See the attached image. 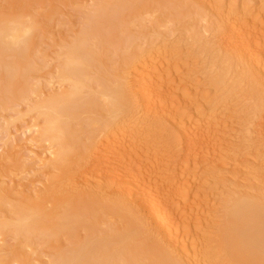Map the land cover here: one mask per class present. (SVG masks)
<instances>
[{"label": "rangeland", "instance_id": "obj_1", "mask_svg": "<svg viewBox=\"0 0 264 264\" xmlns=\"http://www.w3.org/2000/svg\"><path fill=\"white\" fill-rule=\"evenodd\" d=\"M1 1L4 0H0V2ZM98 1L99 0H33V2H31L30 0H8L7 4L3 3L4 6H16L21 2H25L28 4L26 5L27 8L29 7L31 11H33V13H31L30 9H28L31 15L35 14L39 16L38 19L43 17L44 19H40L47 21L46 24L42 23L46 26L41 24L42 26L37 30L36 42L35 45H33L31 50L32 53L27 60L32 68L34 67L26 80L25 87L27 88L22 87L19 89V91L17 90L16 95L18 98L8 99L7 102L5 100L2 103L7 104L2 107L3 109L0 107V264H24L25 261L27 262H25V264H51L53 261L56 262L59 260L56 257L61 251L66 249H70L72 251L73 249L75 251L78 250V247L80 246H78L77 243L79 244L81 241L77 242L75 239L80 238L81 240V238H88V236L90 238L88 233L89 230L87 232V228L84 227V223H81L84 226L78 225L80 227L76 228L75 234L78 232V235L75 236L78 237H75L74 240L69 237L70 231H64L60 233V237H53V239H51L52 237L48 235L50 233H47V227L41 232L37 233L33 232L32 229L30 232L21 233L17 230L15 225L4 226L1 223L4 220H12L13 217L15 219V212L19 211L21 207H27L32 204L34 205L40 203L43 206L44 203L46 207H43V209H49L45 203V200L48 198L49 201L50 199V205L47 201L49 206H52L56 200H60L57 198L60 194L59 188L60 190L63 189L64 191L62 192L61 190V194L66 193L67 190H70L68 192L73 194H78L81 192L87 194L89 193V195L92 194V196L95 198L103 200V203L109 200H114L120 203L119 206L122 208L129 207L132 204V201L129 202V200H123L127 198L125 197L127 196L125 193L130 189L129 186H126L128 187L127 189H125L123 186V184L127 182H122L126 178H123V175H121L122 177L118 180V182L121 180L120 183H123L121 186H118L120 184H116L118 182L115 183L116 186L115 184H112L113 186H109L106 184L104 177L95 176V181L93 182L94 184H91L92 187H90V185L86 190L84 189L85 183H87L89 179H92L90 175L85 174L86 177L83 176L82 178H75V180L70 183L72 180L69 181V177H67L66 174L64 177L66 176L68 178L67 181L65 180L66 178L61 176L64 173L60 171L56 172L57 170L53 171L50 161L54 159V156L51 155L54 154V151L57 150L58 147L54 143L49 144V141L46 142L47 140L45 138H40L38 136L39 134L37 132L39 131V133H41L39 129L42 128L41 126L44 124V119L38 110H36L34 107V110L32 108V105L35 102L47 99V95L54 94L55 90L60 92L66 89L62 87L59 90L60 86H58L59 83H57V79L54 80L53 78L49 77V75L53 73L52 71H55L59 66V61H61L58 58L60 54L57 53H61V51L63 53L64 48L66 49V46L69 47L68 44H72L76 41L77 36L84 28V23L89 10L91 7L95 9L99 4ZM122 1L123 9L119 3L118 7H121V11L119 10V12L123 13L124 15H120V13L117 12L119 13V18L117 19L118 22L112 23L111 21L109 22L108 20H105L106 18L103 19L99 23L100 25L98 24L96 27L97 30L94 27V35L91 33V36L89 37L91 40H89L90 44L89 46L87 45V48L89 47L90 50L93 51L98 49V54L102 49L100 55L103 53V55H101L103 57L100 60L103 61L105 69L103 66V71L101 70L102 68H100V66L102 65L101 61H99L100 66L98 64L97 65L99 66L100 70L105 74H107V71L108 73H110V71H114L117 76L127 80L125 83L129 87L128 91L132 96L135 97L137 96V91L135 90V80L132 75V67L135 68L138 65L137 63L133 64H136L135 67L132 65L133 61H136L134 60L135 57L143 58L145 55L149 56V59L146 56V58H144L147 64L150 63L149 65L159 60L160 64H158L159 66L157 67L161 71L167 57H173L176 59L175 64H177V73L175 72V75L174 73H171V77H166L158 84L157 89L163 91V94L158 97L156 103L158 106V111H156L157 113H153L154 116H152L149 121H146L144 128L145 131H147H144V137L142 136L144 142L142 143L141 147H139V151H135V153L139 152L140 154H132V161H139L142 165H144V171L146 175L145 182L149 185H152L154 190H161L157 193L159 194L162 192L161 197L165 203L173 200L176 202L175 205H177V207L178 205L184 207L185 209L183 210L187 209V212L190 208H194L196 213L192 217V221H186V223H182L181 228L177 230L175 229L172 234L174 237L173 242L176 241L174 244L175 247L178 249L180 248L175 252L179 255V257L180 255L184 256L183 251H185V253L187 252L188 254V258L186 256L183 258L184 264H236V262L234 263L233 260L231 263V259L227 255L229 251L228 245L223 244L226 241V236L224 234V228H226L225 226L227 225L226 218H229L230 212L234 208L240 207V205L245 202L243 199H252L255 202H264V200H261L264 199V135L261 134L263 130L258 126V122L261 121H259V119L264 118L263 99L262 101H259L264 96V93H262V91H264V0H142L144 5L141 4L140 0L139 5L138 0H134L137 2V6L135 5L136 2H133L132 0V3L130 1L127 3L128 0ZM140 5H143V7L141 6V10L139 9ZM1 6L3 8V5ZM115 6L116 5H114V7ZM114 7L112 6V9L110 6L109 10L112 9L113 11L109 12L112 13L118 9L117 7H115V9ZM6 8L10 10V7ZM7 9H3L5 10L4 12H8ZM255 11L257 14H259L261 11L258 17H261L260 22L262 25L259 26L258 29L251 28L252 21H250V16L253 14V12L255 13ZM127 12L129 16L126 14V17L125 13ZM186 14H188V16ZM228 15L233 16L232 23H234V25L232 24L231 26H234V31H236L237 34L239 33L237 32V29L239 31V29L243 28L242 26L245 24L240 23L241 21L247 22V24L251 23L248 25L249 28L247 27L250 32L249 34H253L254 32L259 36L253 40V50L251 53L253 61L242 57L240 60L239 53L234 54L233 51L232 54L230 52L232 49L229 50L230 48L225 45L223 47V41L221 43V40H223V37L225 38V36L228 34L227 29L229 27L227 28L228 25L226 20ZM37 16H35V18H37ZM117 16L115 18H117ZM122 16H124L125 19ZM110 23H112L114 26L110 25ZM235 23L237 25L240 23V26H238V28L236 27V30ZM107 24H109V26ZM122 24L125 25L122 26ZM111 27H113V29ZM244 27L246 26L244 25ZM110 30L114 32H109ZM211 30L212 32L210 33ZM109 33H111V35ZM212 33L213 36H211ZM106 36H110L114 41L111 40V42H108L110 38L108 39ZM228 36L229 35H227V37ZM95 37L97 38V41ZM92 39L94 41H92ZM202 40L206 42L203 41V43ZM113 42L115 45L112 44ZM63 44H66V46ZM62 45L65 47L61 48ZM93 45L94 49L92 48ZM205 45H208V52L206 51L207 53L204 52ZM58 50L60 51L58 52ZM237 54H239V58ZM234 55H236L237 58ZM59 57L61 58V55ZM4 58V62L15 60V58L12 59L10 56H6ZM130 58H133L132 63ZM234 59L235 65L236 59L239 60L237 61V64L240 63V65L235 66L233 64ZM232 66L234 68L238 67V72L237 70H232V72L236 71V74H234L235 77L233 76L234 79H232L233 82H231L229 87L226 88L227 91L223 90L225 93L221 96V98L216 100L214 90L217 91V88L213 90L211 87H213V85L215 87V85L217 86L218 84L222 83L225 78L227 80L228 76H226V71H229L228 68L230 67L231 69H234ZM32 73L34 76H36H32ZM170 78L171 80H169ZM112 80H114V78ZM55 82L57 83L56 86L54 85ZM246 82L247 84L249 82V84H245ZM48 83H52L54 88ZM93 83L95 85V82H92V84ZM241 83H244L246 87ZM37 84L39 87L36 86ZM204 84L207 85L208 90L203 91L204 86H206ZM94 85L91 86L92 89H95L96 91L93 93L94 95H90V97L97 96V90L99 91L100 89V86H98L99 89L93 88ZM96 85H98L97 82ZM36 87L38 91L36 90ZM51 88L53 89L51 90ZM231 88H233V91ZM32 89H34V92L37 94V96L39 95L37 100L35 96L36 94L31 92L33 91ZM204 89H206V87ZM241 89L243 90L241 91ZM30 93L35 95L32 96ZM86 93L89 94V90ZM85 95L84 97L87 98ZM206 95L208 97V101L206 100V102H204L201 100V98ZM242 95H244V97H242ZM251 100L252 102H250ZM97 102L100 101L97 99ZM258 105L260 107H258ZM212 106H214V109ZM1 109L3 111H1ZM207 111H210V114L207 115ZM197 112H199L201 115L204 114V117L199 116V118L204 120L203 125H208H206V131L209 132V139L206 141L207 145L201 144V146H199L198 144L197 147L195 146L196 149H191L192 157L189 159L187 158V155L189 154L190 149H188L185 144L179 143V132L174 127L172 117L177 115L179 122L181 123L180 125L193 127V130L196 129L195 131L199 132V130L201 131L202 126H199V128L195 123L196 119H194V117L197 115ZM84 114L70 120L71 125L74 126L73 129L76 131L78 130L77 135L78 137L82 138V142L84 140L87 141V138L93 137L91 136L92 134L95 135L94 137L97 135V138L98 136L100 137V135H102V132H100L102 129L98 130L95 128L96 130L91 131V128L94 126L91 124V120H88L89 116L91 115L87 116L88 113H86L87 115L85 114L86 116H84ZM252 114L255 115V117ZM209 121H215L218 125L211 124L212 122L210 123ZM247 121L252 122L253 126H249ZM252 123H250V125ZM37 124H40V126H37ZM89 125L93 126L90 127ZM153 126H155V128ZM218 131L220 132L217 133L219 135L216 134ZM245 131H247V133ZM95 132H99V135L94 134ZM104 135L105 134H103V137L101 136L100 138H104ZM180 137L179 140L184 142L183 140H185V138L182 139L183 136ZM118 138L120 139V137ZM238 138L240 140H238ZM174 139H177V142H175ZM166 141L168 144L165 143ZM247 142L250 143L248 144ZM130 143L132 142L129 141L126 144L131 145V147L133 146L132 148L136 147V145ZM238 143L243 144L242 151H244L243 154L244 157H246L243 160H246V163L245 161H241V157L235 153V145ZM222 149H225L224 152ZM172 152L176 157H180H177L179 159L176 160L177 162L174 163L175 165L172 164L173 166L169 167L171 165H165L163 164V161L164 163H167L169 157H171L170 155H172ZM230 152L235 154L233 155ZM166 159L168 160L166 161ZM188 162L190 163L188 164ZM261 166L263 168H261ZM259 170H262L261 173ZM84 171V169H81L76 173H79L78 175H80V173H84ZM59 172L61 173L60 176ZM52 175H54V180L63 178L62 180L65 181L63 182L64 186L60 183L59 185H61L62 188L58 187L56 190L54 189L53 192L50 191V193L48 192L49 194H47V186L50 184ZM75 175L76 174H74V177H76ZM55 176L59 178L57 179ZM260 176L261 178H259ZM161 178H164L165 183L161 182ZM61 179L59 180L62 181ZM254 181L257 184H255ZM57 182L59 183V181ZM25 183H27V185H25ZM58 183L56 185H58ZM126 185H128V183H126ZM122 186L124 188H122ZM90 188H93L92 191ZM169 189L173 190L172 194H169ZM76 190L79 191L77 192ZM55 193L58 195L56 196ZM62 196L63 195H60V198ZM51 198H53L52 200L54 201H51ZM41 212L42 213H40V215L45 213L43 211ZM40 215H35L36 217L34 218H40ZM148 216L149 215H146L145 213V215L141 214L138 217L140 223L137 222L136 224L140 226L137 228L141 231L143 230L142 232L145 233V237H149L148 240L154 238L157 240H163L164 232L159 229L160 227H158V225L156 226L153 225L152 222H149L148 220L151 217L149 216L148 218ZM41 218L45 220L47 219L42 216ZM150 220L153 221L152 219ZM224 223L226 225H224ZM171 224L172 223H170V226ZM148 233L150 236H147ZM221 236H223V238ZM206 242L207 245H210L208 250H206L204 247L206 246ZM180 251L182 253H180ZM53 257L56 259H53ZM225 257L227 260H229L227 261ZM24 258L27 260H23ZM52 264H54V262Z\"/></svg>", "mask_w": 264, "mask_h": 264}, {"label": "bare ground", "instance_id": "obj_2", "mask_svg": "<svg viewBox=\"0 0 264 264\" xmlns=\"http://www.w3.org/2000/svg\"><path fill=\"white\" fill-rule=\"evenodd\" d=\"M10 1H13V0H10ZM30 1L33 2V0H30ZM129 1L131 3H132V1L136 2L134 0H132V1L128 0L127 3H129ZM140 1H141V4H143L142 0H140ZM140 1L138 0V5H139ZM98 2H99V4L98 5L96 4L97 6L95 9H93V7H91V9L89 10V12L87 14L86 21L84 23V28L81 31V33L77 36L76 41L72 44H68L69 42L66 43L69 45V47L66 46V44H63L67 48L66 49L64 48L63 53L61 51L62 54L59 52L60 50H58L59 53L56 52L57 54L61 55V58L59 57L60 55L59 56L57 55L61 61H59L60 62L58 64L59 66L56 68L55 71H52L53 73H51L49 75V77L53 78L54 80L57 79V81H58L57 83H59L58 86H60L59 90L62 87L66 88V89H64L60 92L57 90L58 91L57 92L55 90L56 89V87H55V89H54L55 93L54 94L47 95V99H45V100L35 102L33 104L34 106L32 105V108L34 107L36 110H38L44 119V121H43L44 124H43V126H41L42 128L39 129L41 133H39V131L37 132L39 134L38 136L40 138L41 137L45 138L47 140L46 142L49 141V144L54 143L58 147L57 150H55L56 152L54 151V154L51 155V156H54L53 157L54 159L50 161V163H51L50 165L52 166L53 171L57 170L56 172L60 171V172L64 173L63 175H61L63 177L66 174L67 177H69V181L72 180L70 183H72L75 180V178H79V177L82 178L83 176H85V174L90 175L92 177V179H89L87 181V183H85L86 188L84 187V189H86V190H87V188H89V186L91 184H94L93 182L95 181L94 180L95 176L104 177L106 184H108L110 186V185L118 182V180L122 177L121 175H123V178L126 177L125 179H127V180L124 179V181H122V182L127 181L126 183H128V185H126V183L125 184H123L122 182L120 183L121 180L116 184L117 185L120 184L118 186H121V184H123L125 189L128 188L126 186H129L130 189L127 190L128 192L125 191L127 193V194L125 193V195H127L125 197H127V198L124 197L125 199H123V200H125V201L129 200V202L132 201V204L129 207L122 208L119 206L120 203H118L114 200H109V201L103 203L102 202L103 200L95 198L94 196H92V194L89 195V193L87 194V193H82V192L78 193V194H76V193L73 194V193L68 192L70 190H67L66 193L61 194V190H62V192H64V191H63V189L60 190V188H59L60 194H59V197H57V198L60 200H56L53 203V205L51 204L53 207L49 206L50 205L49 204L50 199L48 201V198H47V200H45L46 201L45 203L49 207V209H47V210L43 209V207H46L44 203H43V206L40 203V204H34V205L32 204V205L27 206V207H21V209L19 211L15 212V216H16L15 219L13 217L12 220H4L1 223L4 226L15 225L17 230L20 231L21 233L30 232L31 229L33 230V232L37 233V232H41L42 230H44L47 227L46 230H47V233H50L48 235H50L52 237L51 239H53V237H58L60 235V233H62L64 231H67V232L70 231L69 237L72 240L75 239V237H76L75 235H78L77 234L78 232H76V234H75L76 228L80 227L78 225H82L84 223L85 226L84 225H82V226L87 228L86 229L87 232L89 230L88 233L90 235V238L88 236V238L87 237L83 238L85 240H83L82 238H81V240H80V238L75 239V240H77V242L81 241L79 244L77 243V245L80 246V247H78V250L75 251L72 248L73 251L70 249H66V250L61 251L59 253V255L57 254L58 256L56 255L57 256L56 258H58L59 260L56 262L53 261L54 264H184L183 258L185 256L187 257L188 254H187V252L185 253V251L182 250L184 252L183 253L184 256L180 255V257H179V255L175 251L176 250L178 251L180 248L178 249L177 247H175L174 244L176 241L173 242L174 237L172 236V234L175 231V229L177 230V229L181 228L182 223H186V221L187 222L192 221V219H193L192 217L196 213L194 208L193 209L190 208L189 211L187 212L186 211L187 209L183 210V209H185L184 207H181L179 205L177 207V205H175L176 202L173 200H170L169 202L165 203V201L162 200V197H161L162 192H160L159 194L157 193L158 191H161V190H159V189L154 190L152 185H149L148 183L145 182L146 175H145V171H144V169H145L144 165H142L139 161H132V154H134L135 151H139V147H141L142 143L144 142L143 141V137H144L143 133L145 131L144 127H145L146 121L147 120L149 121V119L152 116H154L153 113L158 111V109H157L158 106L156 103H157L158 97H160V95L163 94V91H160L159 89H157L158 84H159V82L163 81L166 77H168V78L171 77L170 76L171 73H174V75H175V72L177 71V69H176L177 64H175L176 59H174L173 57H167L165 64L163 65V68L161 71L157 67V66H159L158 64H160L159 60L155 61L151 65H149L150 63L147 64L146 60L144 59L146 57H148V59H149V56H147V55H145L146 57L143 55L144 56L143 58L142 57H139V58L135 57L134 60H136V61H133L132 60L133 58L132 59L130 58L131 63L133 61L132 65L134 63L138 64L136 67H135L136 64L133 65L135 68L132 67V70H133L132 75H133L134 80H135V81L134 80L133 81L135 83V88H136L135 90L137 91V96H135V97L132 96L131 93H129V91H128L129 87L125 83V81L127 82V80H124V78L117 76L114 71H113L114 73L111 72L110 70H109L110 73H108V71L107 72L104 71L107 74L102 72L103 71L102 67L104 66L103 61L100 60L103 57V56H101V55H103V53L100 55V53L102 52V49L100 50V53L98 54V52H99L98 49L96 50L97 51L96 52L95 50L94 51L90 50L89 47L87 48V45L89 46V44H90L89 40H91L89 37L91 36V33H93V31L95 29L97 30L96 27L98 26V24L105 18H106L105 20H108L109 22L111 21L112 23L118 22L117 19L119 18V13H120L119 10L121 8V7L120 8L118 7V3L121 4L122 9H123V1L122 0H101V1L99 0ZM3 3L7 4L8 0H4V1L0 2V7H1L0 10H2V11H0V98H2V99H0V101H1L0 107L1 108L7 104V103L6 104L2 103L3 101L6 100V102H7L8 99L18 98V96L16 95L17 90L19 91V89H21L22 87H25L26 80H27L30 72H32V70L34 68V67L32 68V66L30 65V63L27 60L29 59V56L32 53L31 50H32L33 45H35L36 37H37V30L42 25L46 26L45 24L47 21V20H45V21L41 20V19H44L43 17H40L41 19L39 18L41 20L40 21L38 19L39 16L34 14L35 16H37V18H35L34 15H31L29 10H28L30 8L29 7L27 8L26 5H28V4L25 2H21L16 6H12V5L11 6L5 5L4 6ZM1 5H3V8ZM114 5H116L115 7L118 8L117 9L118 11L116 10L112 13L109 12V11H113L112 6L114 7ZM130 5H132V4H130ZM135 5L137 6V2ZM143 5H140V8H139L140 10H141V6L143 7ZM110 6L112 9L109 10ZM6 7H10V10L7 9ZM3 9H7L8 12H4L5 10H3ZM9 11H11V12H9ZM30 11H31V9H30ZM124 11H126V10H124ZM117 12H119V13H117ZM31 13H33V11H31ZM116 13L118 14V16ZM260 13H261V11L259 12V14ZM122 14L123 13H120V15H122ZM126 14L128 15V12L125 13V16H126ZM229 14H230V12H229ZM250 14H252V13H250ZM259 14H257L255 11V13L253 12V14L250 16V18H251L250 21H252V26H251L252 29H258V27L262 25V23L260 22L261 17L260 18L258 17ZM186 15L188 16V14H186ZM231 15H228V17L226 19L228 26L225 25V26H227V28L229 27L227 29V31H228L227 35H229L228 36L229 38L226 35L225 38L223 37V40L220 39L221 43L223 41V43H222L223 47L225 45V46L230 48V49L228 48L229 50L232 49L230 51L231 53L233 51H234L233 52L234 54L239 53L240 54V60L242 57V58H246V59L251 61L252 60L251 53L253 50L252 45L254 42L253 40L258 35H256L254 32H253V34H249L250 32H249V29H247V27L251 23L247 24V22H241V21H240V23H243V24L245 23L244 25L246 27H244V25H243L242 26L243 28L239 29V31L237 29V32H239L237 34L236 31H234V26H231L232 24L234 25V23H232L233 16H231ZM116 16H117V18H115ZM122 17H124V16H122ZM124 19H125V17H124ZM140 21H142V20H140ZM42 23H45V24H42ZM112 23H110V25L114 26ZM157 23H158V20H157ZM240 23H239V25H237L238 22H237V24L235 23L237 25V26L235 25V30H236V27L238 28V26H240ZM125 24H126V22H125ZM107 25L109 26V24H107ZM124 25L122 24V26H124ZM94 27H95V29H94ZM111 28L113 29V27H111ZM126 28H127V26H126ZM109 32H114V31L110 30ZM211 32H212V30L210 31V33ZM94 33L92 35H94ZM213 33L211 36H213ZM109 34L111 35V33H109ZM107 38L108 39L110 38V40L108 42H111L112 38L110 36ZM93 39H92V41H94ZM204 40H205V38H204ZM204 40H202V42ZM96 41H97V38H96ZM106 41H107V39H106ZM112 41H114V40H112ZM204 42H206V41H204ZM62 43H64V42H62ZM112 44L115 45L114 42ZM63 45L61 48L65 47ZM92 48L94 49V45ZM207 48H208V45H205L204 46L205 51L203 50L205 53L208 52ZM209 48H210V46H209ZM88 52H91V53H88ZM56 53H54V54H56ZM173 54H174V52H173ZM239 54H237L238 58H239ZM138 55H140V54H138ZM6 56H10V58H12V59L15 58V60L10 61V62H4L3 58ZM99 56H100V58H99ZM234 56L236 57V55H234ZM140 58H142V59H140ZM99 61H101L102 66L99 65L100 64ZM234 61H235V59L233 60V64L235 65ZM237 61H239V60L236 59V65L235 66L240 65L239 62H238L239 64H237ZM97 64L100 66V68H102L101 69L102 71L100 70V68ZM230 64H231V62H230ZM174 65H175V67H174ZM240 67H242V66H240ZM38 68H39V66H38ZM235 68L234 69H231V67L228 68L229 71H226V73H227L226 76H228L227 80H226V78L224 81L222 80L223 82L218 84L217 85L218 87L216 85H215V87H214V85H213V87H211V89H213V90L217 88V91L214 90V95L216 96L215 97L216 100L221 98V96L225 93V92H223V90H226V88L229 87L231 82H233L232 79H234L233 76H234V74H236L235 73L236 71L232 72V70H237L238 67L236 69ZM104 69H105V66H104ZM106 70H108V69H106ZM223 71H225V70H223ZM237 72H238V70H237ZM34 74H36V73H34ZM32 76H34L33 73H32ZM110 76L113 77L114 80H112L113 78H111ZM37 77H40V76H37ZM49 77H48V79H49ZM224 77H225V74H224ZM50 80H52V79H50ZM169 80H171V78ZM263 80H264V78H263ZM47 81H49V80H47ZM92 82H95V85L97 82L98 85H96V87H95L94 83L92 84ZM259 82H261V81H259ZM57 83L55 82L54 85L56 86ZM38 84H40V83H38ZM38 84L36 85L37 87H39ZM165 84H168V83H165ZM245 84H247V82ZM245 84H244V86L246 87ZM248 84H249V82H248ZM49 85L51 86L52 83ZM54 85H52V87ZM91 85L92 86L94 85L93 88H97V89H99L98 86H100L99 91L97 90V93H96L97 96H91L90 97V95H94L93 93L96 91L95 89L94 90L92 89ZM204 85H206V84H204ZM28 86H29V84H28ZM58 86H57V88H58ZM37 87H36V90H37ZM205 87H206V89H204ZM25 88H27V87H25ZM53 88H51V90ZM204 88H203V91L208 90L207 85L204 86ZM208 88H210V87H208ZM242 88H243V86H242ZM34 89H32L33 90V91H31L32 93H35ZM38 89H40V88H38ZM232 89L233 88H231V90ZM23 90H25V89H23ZM88 90L90 92L89 94L86 93ZM242 90L243 89H241V91ZM32 93H30V94H32ZM262 93H264V91H262ZM35 94H32V96ZM85 94H87L88 96ZM84 95L87 98H85ZM35 96H36V100H37L39 95L37 96V94H36ZM242 97H244V95H242ZM249 97H251V96H249ZM40 98H41V96H40ZM83 98H85V99H83ZM97 99L100 102H97ZM207 99H208L207 95L203 96L201 98V100L204 102H206ZM262 99H263V101H262ZM259 101H262L264 103V96ZM250 102H252V100ZM258 107H260V106L258 105ZM34 108H33V110H34ZM199 108H201V107H199ZM212 108L214 109V106H212ZM2 109H1V111H3ZM5 109H6V107H5ZM210 111H212V110H210ZM210 111H207L206 114L207 115L210 114L209 113ZM253 111H255V110H253ZM199 112H197L196 116L194 115L196 117V118L194 117V119H196L195 123L198 125V127L202 126L201 127L202 129H201V131L199 130V132H196L195 131L196 129L193 130V127L180 125L181 123L179 122L177 115L172 117L174 127L179 132V134L177 133L178 136L179 137L183 136L182 139L185 138V140H183L184 142H181V140H179V137H178V141H180L179 143L185 144V146H187V148L190 149V152L187 155V158H189V159H191V157H192V153H191L192 150L191 149H193V148L196 149L198 144H199V146H201V144L205 145L207 139H209V136H208L209 132L206 131L207 130V128H206L207 124L203 125L204 120L199 118V116H203L204 114L201 115L200 114L201 112L200 113ZM84 113L85 114L88 113V115L86 114L87 116L91 115V116H89L88 120H91V124H93L94 126H97V127H94L93 125H91V126L89 125L90 127L93 126V128H94V129L91 128L92 129L91 131L96 130V129H98V130L102 129V130H100V132H102V135L105 134L104 138H100L102 135H100V137L98 136V138H97V135H96V137H94L95 135L92 134L91 136H93V137L87 138V141H85V140L83 142L81 141L82 138L78 137V135H77L78 130L76 131L75 129H73L74 126L71 125L70 120L75 118V117L77 118L78 116H81ZM85 114H84V116H86ZM207 115H205V116H207ZM253 116L255 117V115H253ZM260 116H261V114H260ZM263 117H264V115H263ZM248 121H247V123H249V126H253V123L248 122ZM259 121L260 122H258V126H259V128H261L263 130V132L261 134L264 135V118L259 119ZM211 122H210L211 124L218 125L217 122H215V121H211ZM89 123H90V121H89ZM250 123H252V124L250 125ZM40 124H41V122H40ZM40 124H37V126H40ZM153 127L155 128V126H153ZM222 129H224V128H222ZM245 132L247 133V131H245ZM217 133H220V132L218 131V132H216V134ZM94 134L99 135V132H97V133L95 132ZM217 135H219V134H217ZM229 135H231V134H229ZM169 136H171V135H169ZM118 137H120V139ZM175 138H177V137H175ZM45 139H44V141H45ZM145 139H146V137H145ZM170 139H168V140H170ZM180 139H181V137H180ZM227 139H228V137H227ZM238 140H240V139L238 138ZM129 141H131L134 145H136V147L132 148L133 146L131 147V145L126 144ZM174 141L177 142V139L176 140L174 139ZM222 142H223V140H222ZM132 143H130V144H132ZM165 143H167V141ZM227 143H228V141H227ZM234 143H235V141H234ZM247 143L249 144L250 142H247ZM182 144H180V145H182ZM251 144H252V142H251ZM221 145H223V144H221ZM232 146H234V145H232ZM235 146H236L235 153L239 157H241L240 158L241 161H245V163H246V160H243L244 158H246V157H244V154H243L244 151H242L243 144L238 143ZM227 148H228V146H227ZM224 150H223V152H224ZM173 152H172V155H170L171 157H169V160L166 159V161L168 160V162L164 163V161H163V164L171 165L169 167H172L173 166L172 164L177 162L176 160L179 159L177 157H180V156L176 157L175 154L173 155ZM138 153L139 152H137L135 154L139 155L140 153L139 154ZM230 153H232V152H230ZM183 156H184V154H183ZM2 163H3V161H2ZM189 163L190 162H188V164ZM243 164H244V162H243ZM48 165H49V163H48ZM241 165H242V163H241ZM263 165H264V163H263ZM163 168H165V167H163ZM261 168H263V167L261 166ZM261 168H259V169H261ZM81 169H84L85 171H84V173H82L83 172L82 171L80 173V175H78L79 173H76V172H78ZM86 169H87V171H86ZM263 170H264V168H263ZM259 171L261 173L262 170H259ZM60 172H59V176L61 174ZM74 174H76L75 175L76 177H74ZM53 176L54 175L51 176L52 178L50 176H48L51 178V180H50V184L47 186V191H46L47 194H49L50 191L53 192L54 189L56 190L58 187L62 188L61 185H63L64 184L63 182H65L62 180L63 178L61 179V178L56 177V176L55 177L57 179L59 178L62 181H60L59 179L54 180ZM261 176L259 178H261ZM67 177L66 176L64 177V178H66L65 179L66 181L68 179ZM254 178H255V176H254ZM57 181H59V183ZM161 182L165 183L164 178H161ZM57 183H58V185L61 183V185L58 186V185H56ZM251 183H253V182H251ZM254 183H255V181H254ZM116 184H115V186H116ZM255 184H257V183H255ZM25 185H27V183H25ZM123 186H122V188H124ZM14 187H16V186H14ZM90 187H92V185ZM93 187H94V185H93ZM92 189H91V191H92ZM73 190H75V189H73ZM86 190H85V192H86ZM88 191L91 192L90 190H88ZM169 191H170L169 194L173 193L172 189H169ZM255 191H258V190H255ZM261 191H259V192H261ZM44 192H45V190H44ZM57 192H58V190H57ZM57 195L58 194H56V196ZM60 195H63V196L60 198ZM52 199L53 198H51V201H54ZM243 200L242 201L244 203L242 205H240V207L234 208L230 212L229 218H226L227 225L224 223V225H226L225 226L226 228H224V234L226 236V241L223 244L228 245L229 251H228L227 255L231 259V263L233 260V262L234 263L236 262V264H264V202L263 201L262 202H255L252 199H247V200L243 199ZM261 200H264V199H261ZM47 201H48L49 205L47 204ZM177 201H178V199H177ZM38 202H39V200H38ZM12 208H14V207H12ZM41 211H43L45 213H43V215H40V213H42ZM145 213H146V215H149L151 217L150 219L153 220V221H151L149 219L148 221L152 222L153 225H156V226L158 225V227H160L159 229L164 232L163 233V236H164L163 240H157L155 238L148 240L149 237L148 238L145 237L146 235L144 232H142L143 230L141 231L137 228L138 226H140V225L136 224L137 222L140 223V220L138 219V217L141 214L145 215ZM35 215H40V218H34V217H36ZM41 216L45 217L47 219L46 220L42 219ZM149 216H148V218H149ZM6 217H8V216H6ZM170 223H172L173 225L171 224V226H170ZM145 224H146V222H145ZM103 225H104V227H103ZM148 227H147V229H148ZM223 227H222V229H223ZM149 233L147 234V236H150ZM91 235H92V237L93 236L94 237L92 238ZM221 237L223 238V236H221ZM209 246L210 245H207V242H206V246H204V247L206 248V250H208ZM210 251H212V250H210ZM220 251H221V249H220ZM217 252H218V249H217ZM180 253H182V252L180 251ZM189 254H190V252H189ZM54 258L55 257H53V259ZM25 259L26 258H24L23 260H25ZM225 259H226V257H225ZM225 259H224V261H225ZM21 260H22V258H21ZM21 262H23V261H21ZM25 262H24V264H25ZM28 263H30V262H28ZM48 264H50V263H48Z\"/></svg>", "mask_w": 264, "mask_h": 264}]
</instances>
